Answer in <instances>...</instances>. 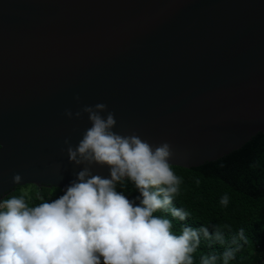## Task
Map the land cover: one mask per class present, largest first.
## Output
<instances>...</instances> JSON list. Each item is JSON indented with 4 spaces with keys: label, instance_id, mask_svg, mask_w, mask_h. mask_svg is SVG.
Masks as SVG:
<instances>
[{
    "label": "water",
    "instance_id": "95a60500",
    "mask_svg": "<svg viewBox=\"0 0 264 264\" xmlns=\"http://www.w3.org/2000/svg\"><path fill=\"white\" fill-rule=\"evenodd\" d=\"M97 103L172 166L237 150L264 133V0H0V199L64 191L82 167L64 140L91 126L64 113Z\"/></svg>",
    "mask_w": 264,
    "mask_h": 264
},
{
    "label": "clouds",
    "instance_id": "9594fccd",
    "mask_svg": "<svg viewBox=\"0 0 264 264\" xmlns=\"http://www.w3.org/2000/svg\"><path fill=\"white\" fill-rule=\"evenodd\" d=\"M83 113L91 126L75 146L64 140L69 162L82 167L63 194L35 206L24 196L0 202V264H194L201 234L223 241L219 228L210 233L207 227L184 226L175 235L171 220L154 215L163 210L181 221L189 216L173 206L182 180L171 161L184 157L169 143L153 145L136 133L114 131L115 114L104 103L64 114L72 119ZM94 166L107 167L108 176L94 174ZM12 180L20 184L22 177L15 174ZM125 180L139 190V204L116 190ZM228 202L227 195L220 200L224 206ZM233 258L231 249L223 253L224 264ZM217 260L211 254L201 264Z\"/></svg>",
    "mask_w": 264,
    "mask_h": 264
},
{
    "label": "trees",
    "instance_id": "16d2710c",
    "mask_svg": "<svg viewBox=\"0 0 264 264\" xmlns=\"http://www.w3.org/2000/svg\"><path fill=\"white\" fill-rule=\"evenodd\" d=\"M172 167L182 180L173 206L183 208L189 216L181 221L163 210L154 215L171 220L175 235H180L184 226L207 227L210 233L219 228L223 235L221 242L201 234V243L193 254L194 264H201V258L211 254L218 256L216 264H224L223 253L228 249L234 251L228 264H264V133L258 131L237 150L198 167ZM21 188H13L0 202L24 196L29 206H35L64 192L55 187H36L24 193ZM116 190L139 204L140 193L131 180H125L123 186L118 183ZM224 195L229 197L227 206L220 203Z\"/></svg>",
    "mask_w": 264,
    "mask_h": 264
},
{
    "label": "rangeland",
    "instance_id": "374dc122",
    "mask_svg": "<svg viewBox=\"0 0 264 264\" xmlns=\"http://www.w3.org/2000/svg\"><path fill=\"white\" fill-rule=\"evenodd\" d=\"M21 190L24 193H29L30 191L36 190V187L32 186V185H25V187L22 186ZM7 199V198H6ZM5 200V199H4ZM2 202V201H1Z\"/></svg>",
    "mask_w": 264,
    "mask_h": 264
}]
</instances>
